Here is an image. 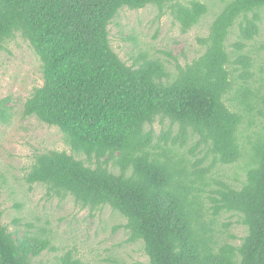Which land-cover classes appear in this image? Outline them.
I'll list each match as a JSON object with an SVG mask.
<instances>
[{
    "label": "trees",
    "instance_id": "1",
    "mask_svg": "<svg viewBox=\"0 0 264 264\" xmlns=\"http://www.w3.org/2000/svg\"><path fill=\"white\" fill-rule=\"evenodd\" d=\"M220 2L212 13L200 0H0V54L21 38L41 65L21 118L58 129L71 152L35 153L22 180L92 215L117 212L146 264H264V74L246 52L260 41L264 0ZM148 7L182 34L212 15L201 56L174 68L146 53L123 61L109 27ZM16 108L0 98V123ZM1 198L0 264L57 251L45 227L11 232ZM222 215L246 228L240 243ZM58 261L84 264L70 252Z\"/></svg>",
    "mask_w": 264,
    "mask_h": 264
},
{
    "label": "rangeland",
    "instance_id": "2",
    "mask_svg": "<svg viewBox=\"0 0 264 264\" xmlns=\"http://www.w3.org/2000/svg\"><path fill=\"white\" fill-rule=\"evenodd\" d=\"M217 13L220 0H200ZM213 16L204 18L188 34H182L172 17L158 20L153 7L119 13L110 29L111 45L120 58L132 65L141 53L161 59L174 68L176 62L185 65L201 56L203 46L199 39L208 35ZM235 27L230 44L238 40ZM258 43H249L246 52L258 59L256 74H264V24ZM229 44V49L232 50ZM256 45V48L254 47ZM40 60L27 42L21 38L9 42L0 54V98L12 96L17 103V114L9 124L0 123V192L3 223L11 232H23L29 226L47 228L53 236L57 251H46L35 264H62L58 260L69 252L84 264H146L143 245L128 244V233L123 226L126 219L111 209L93 215L81 211L71 198L59 200L47 195L42 186L30 187L24 183L23 169L28 167L35 153L46 150H66L62 133L35 119L23 120L20 108L35 87L43 84ZM156 131L162 129L155 125ZM222 174L232 176V167L222 168ZM237 218L222 215L221 224H230L227 234L235 236V243L246 235V228L237 224Z\"/></svg>",
    "mask_w": 264,
    "mask_h": 264
}]
</instances>
